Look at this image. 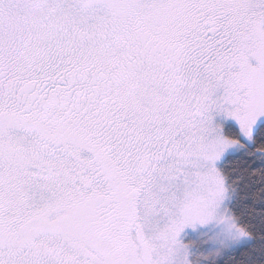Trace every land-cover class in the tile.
Wrapping results in <instances>:
<instances>
[{
    "label": "snow or ice",
    "instance_id": "obj_1",
    "mask_svg": "<svg viewBox=\"0 0 264 264\" xmlns=\"http://www.w3.org/2000/svg\"><path fill=\"white\" fill-rule=\"evenodd\" d=\"M0 264H264V0H0Z\"/></svg>",
    "mask_w": 264,
    "mask_h": 264
}]
</instances>
